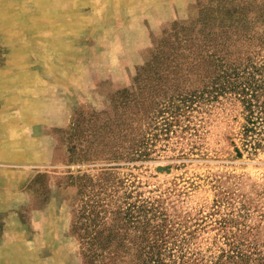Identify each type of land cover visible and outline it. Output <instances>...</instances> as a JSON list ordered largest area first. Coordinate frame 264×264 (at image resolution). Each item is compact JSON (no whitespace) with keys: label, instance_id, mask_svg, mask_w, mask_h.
Listing matches in <instances>:
<instances>
[{"label":"rangeland","instance_id":"374dc122","mask_svg":"<svg viewBox=\"0 0 264 264\" xmlns=\"http://www.w3.org/2000/svg\"><path fill=\"white\" fill-rule=\"evenodd\" d=\"M182 28L229 46L204 104L191 65L152 62ZM138 194L191 252L264 250V0H0V264H106L81 238L110 229L109 264H136L140 227L114 213Z\"/></svg>","mask_w":264,"mask_h":264},{"label":"trees","instance_id":"16d2710c","mask_svg":"<svg viewBox=\"0 0 264 264\" xmlns=\"http://www.w3.org/2000/svg\"><path fill=\"white\" fill-rule=\"evenodd\" d=\"M203 33L205 32L201 30L195 31L194 29L184 28L180 31H170L165 37L169 40L165 42L164 39L152 56V62H155L158 56H167L170 63L181 61L182 66L191 65V70L187 68L184 70L185 75H182L181 69H179V74L183 78L193 76L199 83L198 86L203 88L200 93L189 95L194 98L193 100H197L191 103L200 104L216 99L218 93L222 92H216V90L205 91L208 87L212 89L221 78V76H218L214 79L217 64L220 65L231 54L229 46H226L211 31ZM188 61L191 62L188 63ZM178 66L179 64L176 67ZM212 68L214 69L213 76H208ZM156 70L158 69L156 68ZM221 74H224V72L222 71ZM224 77L222 76L223 79ZM224 89L226 87L223 88V91H225ZM244 95V93H238L240 97ZM171 115L173 116H170V118L174 119L176 112H171ZM166 125L165 131L169 132L172 123L169 122ZM148 145V141L136 143L135 157L139 160L147 159L150 155L147 150ZM165 202L166 199L161 195L143 199L138 194L134 204L125 207L123 212L121 211L123 208H120L118 212L114 213V215H122V221L133 222L140 227L142 234L136 239V264H264V250L254 248L252 252L241 251L237 246L229 243L226 245L230 247V250L221 252L217 257H204L200 252H191L188 247V239L191 235L181 232V216L169 215ZM96 207L100 208V206ZM91 223L93 224L94 220H91ZM74 230L78 232L81 229L76 228ZM108 232L109 236L105 240L96 237L81 238L85 246L84 260H86V263H92V261L102 257L97 253L100 246L107 253L106 264H109L111 259L116 256V254L111 255L113 251L109 247L112 245L117 247L120 239H118V234L113 229L108 230ZM90 235L92 236V234ZM253 240L256 243V236L253 237ZM102 241H105V244H102ZM256 245L254 244V246Z\"/></svg>","mask_w":264,"mask_h":264}]
</instances>
